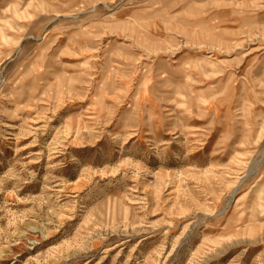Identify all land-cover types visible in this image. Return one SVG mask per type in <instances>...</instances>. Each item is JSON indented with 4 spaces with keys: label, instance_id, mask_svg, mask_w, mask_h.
Instances as JSON below:
<instances>
[{
    "label": "rangeland",
    "instance_id": "rangeland-1",
    "mask_svg": "<svg viewBox=\"0 0 264 264\" xmlns=\"http://www.w3.org/2000/svg\"><path fill=\"white\" fill-rule=\"evenodd\" d=\"M0 264H264V0H0Z\"/></svg>",
    "mask_w": 264,
    "mask_h": 264
}]
</instances>
